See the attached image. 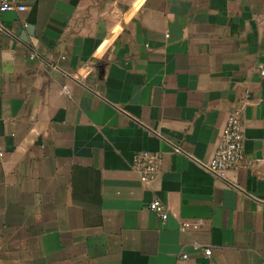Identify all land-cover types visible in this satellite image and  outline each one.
Segmentation results:
<instances>
[{"label":"crops","instance_id":"1","mask_svg":"<svg viewBox=\"0 0 264 264\" xmlns=\"http://www.w3.org/2000/svg\"><path fill=\"white\" fill-rule=\"evenodd\" d=\"M16 4L0 12V264H263L264 0ZM241 102L252 165L217 179L198 163ZM142 151L162 157L148 188Z\"/></svg>","mask_w":264,"mask_h":264},{"label":"built area","instance_id":"2","mask_svg":"<svg viewBox=\"0 0 264 264\" xmlns=\"http://www.w3.org/2000/svg\"><path fill=\"white\" fill-rule=\"evenodd\" d=\"M25 10L23 5H17L16 0H0V12ZM28 58L35 60L38 55L29 49ZM63 60L64 58L61 57ZM52 70H57L66 75L65 71L61 70L56 64H47ZM261 76L264 77V69L260 71ZM72 82L78 83L77 78H72ZM62 95L69 99L71 97V91L69 87H64ZM244 109V103H239L227 116L224 126L222 128L220 137L216 143L213 155L207 162L198 163L201 168L216 177L217 179L224 180V175L227 171L247 169L252 164L245 158L243 151V141L245 125L243 122L242 112ZM176 153H180L181 150L178 147H173ZM162 164V157L157 152L142 151L136 153L132 159V169L138 176L141 186L148 188V186L156 179L159 169ZM147 209L154 213L161 222H165L169 216V209L167 205L159 200L153 199L147 205ZM197 225L190 222H182L180 224V230L186 231L189 229H195ZM204 255L210 257L211 249H204ZM264 264V263H263Z\"/></svg>","mask_w":264,"mask_h":264}]
</instances>
